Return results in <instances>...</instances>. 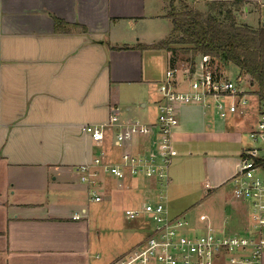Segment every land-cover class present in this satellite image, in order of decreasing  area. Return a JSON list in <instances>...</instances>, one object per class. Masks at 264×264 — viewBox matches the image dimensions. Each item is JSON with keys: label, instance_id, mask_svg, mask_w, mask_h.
<instances>
[{"label": "crops", "instance_id": "crops-1", "mask_svg": "<svg viewBox=\"0 0 264 264\" xmlns=\"http://www.w3.org/2000/svg\"><path fill=\"white\" fill-rule=\"evenodd\" d=\"M206 1L238 0H195L196 8L205 11ZM240 1L244 19L261 17L264 0ZM170 34L162 0H0V264H114L144 241L124 240L122 223L154 184L104 176L102 201L89 203L75 169L96 150L110 148L117 161L125 150L142 149L143 140L113 148L114 132L99 147L84 128L107 123L113 111L123 122L156 124L173 53L138 47ZM249 94L244 115L181 107L173 132L178 156L168 188L184 172L179 154L188 153L187 164L195 162L205 179L207 222L217 233L248 227L247 205L233 197L231 180L243 157L264 159V143L250 138L260 102Z\"/></svg>", "mask_w": 264, "mask_h": 264}, {"label": "built area", "instance_id": "built-area-1", "mask_svg": "<svg viewBox=\"0 0 264 264\" xmlns=\"http://www.w3.org/2000/svg\"><path fill=\"white\" fill-rule=\"evenodd\" d=\"M159 90L156 124L123 122L113 111L107 123L84 128L85 134L99 147L107 141L109 132H114L112 147L115 149L125 150L137 140H143L141 150H125L117 161L112 159L110 148L101 149L90 163L75 169L89 203L102 201L104 176L118 181L149 180L154 184L152 191L157 194L155 203L125 211L128 221L145 218L152 227L144 241L114 264H263L264 179L252 154L241 159L239 171L231 180L233 197L247 205L249 215L248 227L241 234L207 231L192 236L185 218L171 217L164 201L170 183L169 171L178 156L173 132L179 125L180 108L201 106L222 116L244 115L249 108L250 94L229 80L209 57L182 73L177 67L169 69ZM259 117L250 138L264 143V105H260ZM85 215L86 210L74 215L73 220H81Z\"/></svg>", "mask_w": 264, "mask_h": 264}, {"label": "trees", "instance_id": "trees-1", "mask_svg": "<svg viewBox=\"0 0 264 264\" xmlns=\"http://www.w3.org/2000/svg\"><path fill=\"white\" fill-rule=\"evenodd\" d=\"M165 18L171 24V34L152 46H139L140 50H167L174 54L186 49L192 57V69L197 58L209 57L219 68L234 66L239 71V80H247L256 86L253 93L260 105H264V26L253 28L240 25L238 17L245 10L243 1L205 2L206 10L196 8L195 0H162ZM60 22H56L57 28ZM129 47L113 48L115 51ZM218 68V69H219ZM222 70V69H219ZM264 171V159H255Z\"/></svg>", "mask_w": 264, "mask_h": 264}, {"label": "rangeland", "instance_id": "rangeland-1", "mask_svg": "<svg viewBox=\"0 0 264 264\" xmlns=\"http://www.w3.org/2000/svg\"><path fill=\"white\" fill-rule=\"evenodd\" d=\"M262 10L263 11H261V17L259 16V13L256 16L254 13H246L247 19H244L245 13L244 10H242L240 16L238 17V23L240 25L245 24L256 27L261 21V23H263L264 25V8ZM185 50L186 49H179L178 53L174 54V57L176 59L175 67H177L181 73L192 68V56L187 54V51ZM201 61L202 59L200 57L197 58V66H199ZM216 65L217 68H219L220 64L218 63ZM166 68L167 65L165 64V69ZM219 69H221V67ZM227 78L239 85L241 88L245 89L248 93H255L257 91V87L251 86L247 80L241 81L238 79L239 71L234 66H229L227 68ZM248 145L254 146L256 145V143H250L249 141ZM186 150H188V148H186ZM98 152L99 150H96V154H98ZM187 154H179V159L183 161L180 169L184 172H180L179 179L177 181H174V183L171 184L170 187L166 190V199L164 201L170 216L185 217L188 224L187 229L193 236L206 233L207 231H210L212 229V226H208L207 222V214L208 216L211 215L210 200L212 199H210L209 201L208 199L204 200L203 183L205 179H203L202 177L200 178V173L199 175L197 174L196 170L198 168L196 167L195 162L187 164V160H190L188 159L190 155L188 154L187 157ZM261 156H264V153ZM196 176H199V178H193ZM261 177L264 178V174ZM22 181L24 183L26 182L24 178H22ZM226 187L227 191H229L230 186L227 185ZM156 195L157 194L151 193V191L145 192L142 205L148 202L155 203L157 201L156 199H154ZM124 219L125 221H123L122 223V227L124 229V240H131V236H135L137 238H144L148 236V231L152 227V223L150 221L146 220L145 218H140L137 221L131 222L125 218V215Z\"/></svg>", "mask_w": 264, "mask_h": 264}, {"label": "water", "instance_id": "water-1", "mask_svg": "<svg viewBox=\"0 0 264 264\" xmlns=\"http://www.w3.org/2000/svg\"><path fill=\"white\" fill-rule=\"evenodd\" d=\"M264 26V25H263Z\"/></svg>", "mask_w": 264, "mask_h": 264}]
</instances>
